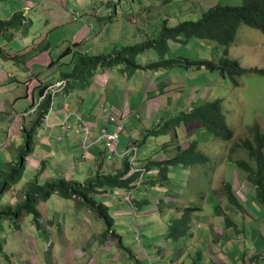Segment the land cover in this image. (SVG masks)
Listing matches in <instances>:
<instances>
[{
  "label": "rangeland",
  "instance_id": "1",
  "mask_svg": "<svg viewBox=\"0 0 264 264\" xmlns=\"http://www.w3.org/2000/svg\"><path fill=\"white\" fill-rule=\"evenodd\" d=\"M107 1L109 0H64L65 3H59V7L66 9L68 18L64 15L58 27L52 30H49L51 27L47 28L49 31L44 32L46 35L43 41L39 34L54 21L48 15L42 14V9L29 14L32 21L29 26L30 34L34 33L31 38H34L35 42L38 41L37 48L48 45L40 54L46 53L45 58L52 68L56 71L68 70L75 52L105 55L113 53L117 48L158 39L164 21H168L172 27L182 21H196L204 11L217 3L229 6L242 4V0H175L167 4L162 0H116L121 5L112 10L106 8L104 3ZM7 6L0 4V13ZM109 15L113 16L111 21L105 19ZM14 40L15 44L12 43L16 45L21 39ZM180 40L169 42L167 58L183 57L193 61L218 62L222 57V47L213 41L192 38L184 43V37ZM0 41L5 48L11 46L4 36L0 35ZM67 49H70V53L64 54ZM29 57L31 58V55ZM153 58L155 60L157 54L150 50L141 54L137 61L140 65L147 64L154 61ZM229 58L236 60L243 68L264 70V34L241 25L235 42L229 47ZM23 61L24 59L14 66L21 67ZM122 69V66H115L105 71L99 70L94 75L89 90L96 92L101 81H105L108 87L104 88L96 101L94 97L89 100L91 105L87 108L90 109L89 113L97 112L101 115L99 123L110 132L118 128V124L112 123L110 117L115 116L120 120L119 125L122 123L124 127L120 132V146L122 142L135 141L138 137L140 141L137 165H144L152 155L162 154L156 160H168L175 154L178 146L188 148L193 139L199 141L198 150L208 156L210 161L192 168H170L169 180L164 187L143 185L132 193L131 202L129 194L116 188L108 189V197L97 194L96 200L108 206L112 212H116L115 205L119 207L120 204V209L125 212L113 214L114 230L120 238L111 234L105 239L102 237L101 245L96 244L90 251L94 259L92 264H264V253H259L264 249V206L257 202L255 193L250 190L245 171L235 163L238 160L249 161L247 152L243 149L233 150L238 143L247 139L253 140L255 125L264 134V74L244 75L238 79L239 86L235 87L231 80L219 71L204 68L186 69L176 66L157 73L138 71L133 76H128ZM31 71L41 72L42 67L35 64ZM145 73H150V76H145ZM70 93L72 92H68V99L64 97L67 105L76 99ZM112 95L120 97L121 103L127 100L131 111L122 112L118 106L106 102ZM124 95H127L126 98H123ZM84 96L90 97L89 93H84ZM99 99L101 102L98 105L96 103ZM217 99L222 100L227 123L234 132L232 140L225 141L215 137L199 125L180 127L175 135L149 134L156 128L162 129L172 116L190 111L200 103ZM171 103L172 110L169 108ZM160 105L163 106L161 110L156 108L153 111ZM54 107H57V104H54ZM76 107L80 108V105ZM104 107L105 110L111 109L112 114L106 113ZM52 111L54 112V108ZM52 111L49 114V123L54 116ZM82 114L84 113L81 112L80 116ZM7 127L1 133L2 143L6 141ZM146 135L147 140L142 143ZM72 138H77L73 130L70 131L68 139L73 140ZM80 138L85 139V132ZM8 142L12 144L14 140L10 138ZM166 142L172 144V147L168 152H163L162 147ZM97 144V151H106L105 140ZM3 152H6V149L0 152V158L3 157ZM108 156H112L110 149L104 155L105 158ZM55 159L51 161L53 167L56 165ZM116 159L120 157L106 159L104 166L116 163ZM251 164L254 165V162ZM146 176V180H150L149 175ZM33 179L26 173L21 184L16 187L23 188ZM224 182L232 185L242 204V211L229 204L223 189ZM9 199L10 194H6L1 205H9ZM60 200L65 204L62 209L57 208L54 200L49 201L46 206L50 207L47 211L51 220L64 214L67 222L63 225L65 229L62 237L69 247L74 248L75 241L81 242L80 238L87 236V231L99 236L105 232L104 222L95 214L92 216L83 212L76 213L70 209V201ZM143 200H148L149 203L137 207L136 203ZM187 208H200L193 213L191 235L176 241L168 239L169 225L173 220L181 218ZM75 215L82 220H89L80 223L87 227V231L76 227V222H72ZM225 217L237 223L236 227L227 228L228 220ZM9 222L10 220L4 221L6 230L3 233L10 232L13 235L8 240L12 243V248H5L4 251L9 255L12 253L11 260L16 264H23L20 242L27 236H34L36 244L42 247L35 256L41 264L47 262L46 249L50 247L51 242H46L45 232L34 225L33 216L24 215L21 219L22 230L18 235L12 233L14 231L10 229ZM58 226L55 227L58 229ZM44 229L50 228L46 225ZM259 232L262 234L259 235ZM256 256L257 258L253 259ZM4 258L3 264H9ZM74 264H78L77 260Z\"/></svg>",
  "mask_w": 264,
  "mask_h": 264
},
{
  "label": "trees",
  "instance_id": "2",
  "mask_svg": "<svg viewBox=\"0 0 264 264\" xmlns=\"http://www.w3.org/2000/svg\"><path fill=\"white\" fill-rule=\"evenodd\" d=\"M114 1L109 0L105 2L106 8L113 10L117 5H121L116 0ZM162 1L167 4L175 0ZM182 1L192 2L196 0ZM105 19L111 21L113 16L109 15ZM30 25L31 21H26L22 10L15 11L6 19L0 18V33L21 30V35L25 36L28 34ZM241 25L258 30L264 34V0H242L240 6L217 3L204 11L200 19L196 21H182L175 27L169 26L168 21H164L158 39L124 46L120 49L117 48L111 54L89 55L88 53L75 52L70 62L71 69L61 72L59 77L60 80L66 83L64 91H85L90 88L93 77L99 70L105 71L115 66H122V71L125 74L133 76L138 71L153 73L179 66L186 69L204 68L210 71H219L224 77H228L231 80L233 86L238 87V79L240 77L248 74H264V70L243 68L236 60L229 58V47L235 42ZM181 37L185 38L184 43L192 38L213 41L222 47V57L218 62L210 60L193 61L183 57L167 58L170 50L169 42H179L181 41ZM46 47L36 48L34 53H40ZM150 50L156 52L157 60L146 65H140L137 61L138 57ZM68 53H70V49H67L64 54ZM25 55L14 56L12 59L17 61ZM48 67L52 68L51 65ZM49 108L50 99L46 98L37 107L30 126L22 130L23 146L18 152L16 159L14 162L6 163L0 168V249L3 246L1 235L5 230L4 221L10 220L13 229L20 230L21 219L24 215H32L34 225L40 229L42 214L38 210V204L41 201H47L55 194L64 199L78 200L85 208L101 219L106 226V230L102 234L104 239L109 234L115 238H120L114 230L115 221L110 214L109 207L96 200L97 194H104L109 188H116L130 193L139 190L143 185L164 187L165 183L169 180L170 168L174 166L185 168L204 165L210 161L208 156L198 150L199 141L193 139L190 141L188 148L178 146L174 151L175 154L168 160H156L158 156L152 155L144 165H138L146 171L141 186L138 188L137 182L141 179L142 172H131L132 166L129 157L123 158L119 170L107 174L101 172L105 163V158H101L98 162V174L86 182L82 183L58 177L41 183L39 176H36L25 185L17 204L2 206L1 202L4 196L13 187L19 185L23 179L26 158L32 154L34 149L36 130L43 123V119ZM191 125H199L201 129L225 141H230L234 137V132L229 127L223 112L221 99L200 103L190 111H184L172 116L162 129L156 128L149 132V134L154 136L158 134L175 135L178 128H188ZM253 135V140H244L233 148V150L243 149L246 151L249 161L238 160L235 163L245 171L250 190L255 193L257 202L264 206V134L255 125ZM146 140L147 135L144 137L142 143H145ZM132 144L135 146L136 143L132 142ZM163 147L166 148L167 145L164 144ZM251 162H254V165ZM146 175H149L150 180H146ZM223 189L229 204L242 211V204L235 195L232 185L225 182ZM148 203V200H143L141 202L138 201L136 204L140 208L142 204ZM199 210L200 208L184 209L182 217L173 220L169 225L167 238L176 241L190 236L193 213ZM225 219L228 220L227 228L236 227V224L231 219L227 217ZM244 256L246 257L247 254ZM256 258L257 256L253 259Z\"/></svg>",
  "mask_w": 264,
  "mask_h": 264
},
{
  "label": "crops",
  "instance_id": "3",
  "mask_svg": "<svg viewBox=\"0 0 264 264\" xmlns=\"http://www.w3.org/2000/svg\"><path fill=\"white\" fill-rule=\"evenodd\" d=\"M63 2L64 0H0V4H4V6L8 5L6 8L1 10L0 18L6 19L13 12L22 10L26 17V21L28 20L31 21L29 16L30 13H36L38 9L44 10L40 12H42V14L44 15H48L49 18L52 21H54V23L52 25L48 24V26H46L45 29L44 28L42 29V32L39 34V36L40 38L42 37V41H43L44 40L43 37L46 35V33L44 32H47L49 30L58 27L59 22H61L62 16L65 15V17L68 18L66 9L63 10L62 7L58 6L59 3H63ZM49 27L51 28L47 30V28ZM0 35L8 39L7 41L8 44L11 43L10 47L5 48L2 42L0 41V53H1L0 56V152L6 149V152H3V157L0 158V168H1L6 163L14 162L18 152L21 150L23 146L22 130L30 126L34 114L31 116H22V114L27 112L34 105H37L40 99L41 91H43L47 86L57 83L60 80L59 77L60 73L69 71L71 69V63L69 64V68L66 71H61V70L56 71L55 68L48 67L50 64L47 63V60L45 58L46 53L44 54L34 53L39 43L38 41L35 42L34 38L33 39L31 38L33 37L34 33L33 35L30 34V28H28V34L25 36L21 35V30L3 32L0 33ZM15 38L21 39L18 43H16V45H14L15 42H13L15 41L14 40ZM22 54H26V55L17 61H14V59H12V57L21 56ZM30 55L31 58L29 57ZM22 59H24V61L22 62V66L15 67L14 64L19 63ZM155 60H157V58ZM48 61L50 62L49 58ZM35 64H39L40 67H42L41 72L31 71L33 70V66ZM142 65H146V64H142ZM146 75L150 76V73H145V76ZM107 87L108 86L106 82L101 81L99 87L97 86L98 89L96 90V92L89 90L90 88L87 89L88 91L87 90L72 91V93L70 94L72 95V97H76V99L72 103H69V105H67L68 102L66 101V98H64L67 97L68 99V92L63 90V91H58L56 93L54 104L55 106L57 104V107L53 106L54 112L52 111V113H54V116L52 118L51 115L52 122L51 123L48 122V126L46 125L42 126L43 124L42 123L37 128L36 135L34 137V149L32 154L26 158L25 161L26 167L23 176L26 173H29L31 178H35L36 176H39V181L41 183H45L48 180L55 179L56 176H59V178H67L69 180H76L78 182L83 183L95 177L98 174L99 172L98 162L101 158H105L104 157L105 152L108 153L109 149H106V151L105 150L97 151L98 144L96 143L88 151L86 152L84 151L83 149L84 139L82 140L80 138L82 137V133H84V130L81 129L82 127L80 125L79 118H82L85 122H88L90 124L91 139L94 140L103 134L104 129H106V127L103 124L99 123V120L102 119L101 115H98L97 112L89 113L90 109H88L87 106L91 105L89 100H92V98L94 97L96 101L99 94L104 90V88ZM84 93H89L90 97L88 98L84 96ZM126 96L127 95H124L123 98H126ZM75 102L77 105H75ZM100 102L101 101L99 99L97 100L96 104L99 105ZM106 102H110L109 104L112 106H118L122 112L131 111V107L129 109V107L127 106L128 105L127 100L121 103L120 97L116 95H112L110 96V98L108 97L106 99ZM78 105H80V108L76 107ZM74 107H76V110H74ZM105 107L104 110L106 109ZM161 107L163 108V106L161 105L156 106L153 109V111H155L156 108L161 110ZM96 108H98V106H96ZM169 108L170 110H172L173 108L172 103H171V107ZM81 112L84 113L82 114V116H80ZM124 114L125 113H123V116ZM78 116L80 117L78 118ZM76 118L78 120H76ZM15 120L17 121V123ZM8 125L9 127H7ZM122 125L123 124L121 123L120 132L124 130V127ZM5 127H7L6 141L2 143L3 136L1 133L3 132ZM71 130L75 132V135L77 137L76 139L74 138H72L73 140L68 139ZM117 130L118 128L113 132ZM105 131L108 133H113L110 132L108 129H106ZM10 138L14 140L12 144L8 142ZM139 141L140 140L137 137L135 141H127V142L125 141L124 143L122 142L121 146L119 144L118 152L120 153L124 151L126 148H128V146L134 145L132 144V142L136 143L135 146L138 147ZM164 144H166L167 147L166 148L162 147V150L163 152H168V150L171 149L172 144H169V142H166ZM161 155L162 154L158 155V157H160ZM53 158L54 159L56 158L55 164L57 165V166L55 165L54 167L51 164ZM116 160H117L116 163H111L108 165V167L106 166L102 167L101 172L107 174L119 170L121 168L123 159L120 158ZM192 167L194 166H191V168ZM186 168H190V167H186ZM50 172L54 174H51ZM23 188L13 187L7 193L8 195L10 194L9 205H15L19 202ZM103 195L108 197L109 196L108 190H106ZM60 199H64V198L55 194L52 195L50 199H48L47 201L45 202L41 201L38 204V210L42 214L40 230H43L45 232L46 242L48 241L51 242L49 243L50 247L46 249L48 250L46 251L47 253L46 259L48 260L44 264H74L75 260H77L78 264H92L94 259L93 256L90 254V251L96 244L101 245L103 236L102 234L100 236L96 234L94 235V233L91 231L88 233L87 227L82 226L80 223L89 222V220L87 218L82 220L75 215V219L72 220V222H76L77 224L76 227L84 228V231H87V236L80 238L81 242L75 241L73 243L74 248L69 247L62 237L65 229L64 227L65 222H67L64 214L60 218L56 216L53 217V219L51 220V218L49 217V212L47 211L49 210L50 207L47 208L46 206V204L49 201L54 200L57 208L62 209V205L65 204H63L64 202H62V200ZM65 200L71 202L68 203L70 205V209L74 210V212L76 213L83 212L85 214H89L93 216V213L89 211L87 208H85L78 200L76 199H65ZM115 206H116L115 208H117L116 212H112L111 209L109 208L112 217L114 213L124 214L125 211H122L120 209L121 204L119 207L117 205ZM9 223L11 224L10 229L12 228V230L14 231L12 233L18 235V233L22 230V225L20 230H14L12 222L10 221ZM233 223L235 224V222ZM44 225L49 226L50 229L47 230L44 229L45 228ZM57 225H59L58 229L55 227ZM7 233H9L8 236H6ZM7 233L5 232L3 233V235H1V239L3 238L2 239L3 246L2 249H0V264H3L4 257H5L4 259H6L7 262H9V264H16L14 263V261L11 260L13 257L12 253L9 255L4 252L5 248L7 250L9 247L12 248V243H10L8 240H10V237H13V235H11L10 232ZM261 234L262 233H259V235ZM36 243L37 242L35 241L34 236H27L26 238H24V240L22 239V241L20 242V247L22 249V253H23L22 256L24 260L23 264H41L40 260L37 259L35 255L37 252H40L39 250L42 247ZM218 249L219 248H216V250ZM221 252L222 251H220V253ZM259 253H264V249L260 250ZM73 259H75L74 262Z\"/></svg>",
  "mask_w": 264,
  "mask_h": 264
},
{
  "label": "built area",
  "instance_id": "4",
  "mask_svg": "<svg viewBox=\"0 0 264 264\" xmlns=\"http://www.w3.org/2000/svg\"><path fill=\"white\" fill-rule=\"evenodd\" d=\"M65 81L63 80H59L57 83L47 86L42 93L40 94V99L39 102L37 103V105H34L31 109H29L27 112H25L24 114H22V116H31L33 114H35L37 107L39 106V104L46 98L50 99V108L47 112V114L45 115L44 119H43V124L48 126V118H49V114L52 111V108L54 106L55 103V98H56V93L58 91H63L65 88ZM111 110H105L106 113H108L109 115H111L112 113L110 112ZM16 121V120H15ZM110 121L112 123H117L118 124V130L113 132V133H108L104 130L103 134L100 135L98 138L96 139H91L90 134H91V126L88 122H85L82 118H79V122L81 125V129L84 130L85 132V139L83 140V149L84 151H88L93 145H95L97 142L101 141V140H105L106 141V147L107 149H110L112 151V156H108L105 158L107 160H111L114 158V156H118L120 158H125V157H129L130 159V164L132 166L131 172L132 173H136V172H142V176L141 179L137 182V186L139 188V186H141L142 183V179L144 178V175L146 173V171L144 170V168H140V166L137 165L138 162V147L132 145V146H128V148H126L124 151L122 152H118V147L120 144V130H121V126L119 125V119L115 116H111L110 117ZM17 123V121H16ZM66 123V122H65ZM63 123V124H65ZM132 193L133 192H128L127 194H129V201L131 202V197H132Z\"/></svg>",
  "mask_w": 264,
  "mask_h": 264
},
{
  "label": "water",
  "instance_id": "5",
  "mask_svg": "<svg viewBox=\"0 0 264 264\" xmlns=\"http://www.w3.org/2000/svg\"><path fill=\"white\" fill-rule=\"evenodd\" d=\"M22 163V162H21Z\"/></svg>",
  "mask_w": 264,
  "mask_h": 264
}]
</instances>
